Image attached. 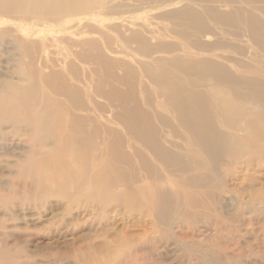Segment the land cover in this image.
I'll return each instance as SVG.
<instances>
[{
	"label": "bare ground",
	"instance_id": "1",
	"mask_svg": "<svg viewBox=\"0 0 264 264\" xmlns=\"http://www.w3.org/2000/svg\"><path fill=\"white\" fill-rule=\"evenodd\" d=\"M64 1L58 8L66 5ZM244 1L258 2L257 8L264 14V0ZM75 2H70L73 8H77ZM7 3L15 6L16 0H7ZM236 4L226 13L214 4L205 9L219 22L244 25L248 33L242 35L264 50V18L252 8L247 10ZM245 11L247 16L243 15ZM189 12L182 10L181 15L189 20L194 31L205 32L204 18ZM144 25H139L141 31L129 26L123 28L124 31L119 29L124 35L129 33L127 39L145 47L148 44L145 32L151 35L148 32L152 29L147 32ZM197 43L202 51L200 47V51H195L194 47L193 51L182 48L180 55L170 57L151 46L148 57L152 61L142 67L159 92L155 100L140 99L135 94L139 90L134 70L122 59L109 58L99 44L93 47L94 52L91 51L93 59L101 64L103 74L98 75L97 86L92 90L87 82L85 85L81 80L73 81L74 74H68L67 80L66 73L45 75L44 84L30 79L28 84L0 88V132H10L9 143L16 147L20 144L23 150L32 145L27 155V168L36 184L44 183L51 194L65 192V187L74 193L88 189L90 195L96 197L98 206L113 205L112 220L105 228L110 237L86 242V247L83 240L87 236L72 231V221L45 217L43 226L51 225L49 230L53 233L50 235L54 239L43 246L51 248V252L44 255L59 256V261H55L58 264H72L70 261L78 259L76 251H86L88 257L82 264H134L139 255L135 245L125 246L129 249V257L122 259L126 252H122L119 238L142 234L149 229L147 224L150 223L158 226L164 222L170 226L185 209L194 213L201 207V211L211 212L205 177L193 173V169L195 164L208 168L211 160L214 162L223 151L240 149L238 131L264 133V69L253 63L257 61L255 58L239 60L222 53L217 55L219 52L215 55L209 51L210 43ZM85 55L84 52L80 56L84 60L92 58ZM93 91L96 97L117 102L116 107L121 111L115 112L112 118L104 117V108L93 99ZM151 107L167 108L172 114L165 117L163 112L156 113ZM169 117L180 122L171 121ZM215 121L232 124L237 134L223 131ZM175 124L189 136L180 140L172 136ZM164 126L169 128L171 138L161 134ZM1 147L4 146L0 142ZM5 159L6 156L0 154V163L7 166L9 163ZM22 185L18 187L24 188L25 183ZM120 204L126 209L116 206ZM41 216L33 211L31 223L23 227L28 233L27 240H34L35 246L42 243L41 238L36 237L42 236L37 231L44 229L36 226ZM134 218L145 220L140 223ZM22 239L23 236L14 238L15 242H22ZM221 247L225 251L223 245H217L216 250L207 251L215 257L206 258L221 261L224 257ZM17 249L19 247L14 246L6 234L0 240V264H22L13 259Z\"/></svg>",
	"mask_w": 264,
	"mask_h": 264
},
{
	"label": "rangeland",
	"instance_id": "2",
	"mask_svg": "<svg viewBox=\"0 0 264 264\" xmlns=\"http://www.w3.org/2000/svg\"><path fill=\"white\" fill-rule=\"evenodd\" d=\"M40 1L16 0V5L12 6L7 0H0V88L18 87L19 84H28L30 79L44 84L45 75L66 73L64 76L67 80L68 74H74L76 78L73 81L81 80L85 85L87 82L92 90L97 86V78L102 71L101 64L93 59V47L98 44L109 58L122 59L134 70L139 90L135 94L143 101L155 100L159 93L142 67L152 61L148 57L151 46L158 48L160 54L170 57L180 55L182 48L192 51L195 48L198 51L200 46L197 42L210 43L212 47L209 51L215 55L219 52L217 55L222 53L239 60L255 58L257 61L253 63L264 69V50L242 35L248 33V29L240 24L219 22L205 9L209 4H214L219 11L226 13L237 3L247 10L252 8L264 18L256 1L76 0L77 8L71 6L72 0H65L63 8H58L62 0ZM182 10L200 14L207 26L206 31H194L189 20L181 15ZM247 14V11L243 12L244 16ZM141 24H146L147 32L152 29L148 32L151 35L145 32L144 36L148 37L145 47H139L136 42L127 39L129 33L124 35L123 32L127 26L140 30ZM108 44L112 50H109ZM200 50H203L202 47ZM84 52L85 56L92 58L84 60L80 56ZM140 80L142 84H139ZM92 94L93 99L103 106L104 117L112 118L115 112L121 111L116 107L117 102L113 103L103 96L96 97L94 91ZM151 109L156 113L163 112L165 117L172 114L167 108ZM169 120L178 121L172 117ZM215 123L223 131L237 134L232 124ZM176 125L172 136L177 140L189 136L180 125ZM251 132L238 131V139L242 143L240 149L223 151L214 162L211 160L212 165L208 168L195 164L193 173L205 177L206 194L212 203L210 213L201 211V207L194 213L185 209L170 226L164 222L158 226L150 223L147 224L148 230L127 237L129 239L119 238L120 234L115 233L123 246L122 252H126L122 254V259L129 257V249L125 246L131 243L139 254L134 264H264V133ZM161 134L171 138L167 126H164ZM10 137V132H0V142L4 146L0 148V154H4L5 161L9 163L7 166L0 163V240L8 234L9 241L19 247L13 259H18L22 264H58L55 261H59V256L44 255L50 253L51 248L43 246L54 239L50 235L53 233L49 230L51 225L43 226L46 223L44 218L48 216L54 220L72 221L71 230L87 236L83 240L84 247L91 240L110 237L109 230L105 228L112 220L110 211L113 205L98 206L96 197L91 196L88 189L74 193L71 188L65 187V192L49 193L44 183L36 184L27 168V155L32 145L23 150L20 144L18 147L10 144L7 139ZM22 180L23 183L20 182ZM24 183V188L18 187ZM116 206L126 209L121 204ZM33 211L42 214L38 221L35 220L36 226L44 227L37 231L42 235L36 236L42 240L39 246H35L34 240H27L28 233L23 228L31 223ZM75 217L78 218L73 220ZM133 217H130V221H133ZM134 220L142 223L145 219ZM20 236H23V241L15 242L14 238ZM217 245L225 247V251L221 247L222 260L207 259V256L215 257L207 251L211 248L216 250ZM76 254L77 262L73 260L70 263L82 264L88 257L86 251H76Z\"/></svg>",
	"mask_w": 264,
	"mask_h": 264
}]
</instances>
